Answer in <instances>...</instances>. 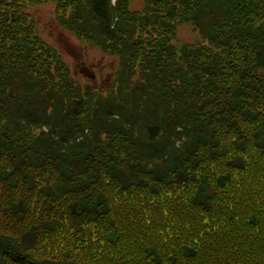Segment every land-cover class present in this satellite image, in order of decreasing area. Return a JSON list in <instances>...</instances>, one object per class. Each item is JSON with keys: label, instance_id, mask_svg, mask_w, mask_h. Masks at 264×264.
<instances>
[{"label": "trees", "instance_id": "trees-1", "mask_svg": "<svg viewBox=\"0 0 264 264\" xmlns=\"http://www.w3.org/2000/svg\"><path fill=\"white\" fill-rule=\"evenodd\" d=\"M0 264H264V0H0Z\"/></svg>", "mask_w": 264, "mask_h": 264}, {"label": "rangeland", "instance_id": "rangeland-1", "mask_svg": "<svg viewBox=\"0 0 264 264\" xmlns=\"http://www.w3.org/2000/svg\"><path fill=\"white\" fill-rule=\"evenodd\" d=\"M34 19L36 32L60 55L65 62L70 76L79 84H87L89 88L104 94L111 86L112 73L116 62L100 54L92 45L78 41L67 31L60 28L54 19V6L51 2L27 7ZM179 35L184 41L189 40V34L184 26L179 28ZM85 68V74H92V80L83 77L80 71Z\"/></svg>", "mask_w": 264, "mask_h": 264}, {"label": "water", "instance_id": "water-1", "mask_svg": "<svg viewBox=\"0 0 264 264\" xmlns=\"http://www.w3.org/2000/svg\"><path fill=\"white\" fill-rule=\"evenodd\" d=\"M85 70H86V69L83 68V69L80 71V74H81L83 77H86L87 79L92 80V79L94 78V76H93L92 74H90V73L85 74V73H84Z\"/></svg>", "mask_w": 264, "mask_h": 264}]
</instances>
